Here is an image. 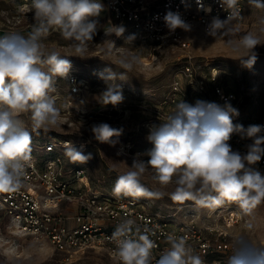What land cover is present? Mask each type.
I'll return each mask as SVG.
<instances>
[{"label":"clouds","instance_id":"1","mask_svg":"<svg viewBox=\"0 0 264 264\" xmlns=\"http://www.w3.org/2000/svg\"><path fill=\"white\" fill-rule=\"evenodd\" d=\"M198 10L204 8L196 0ZM228 15L221 20L214 17L207 34L215 39H224L226 46L237 53L236 59L251 68L256 62L255 49L262 45L259 36L251 31L241 35L239 23V0H219ZM249 5L264 10V0H248ZM33 19L31 32L27 35L13 33L0 37V192H14L22 186L25 169L32 162V133L18 119L21 113H31L32 132L45 133L58 127L60 108L56 106L55 77L67 79L71 62L57 51L45 53L43 39L50 29H57L65 40L73 42L77 56L83 58L88 42L98 32V17L104 10L101 0H31ZM264 25V17L260 19ZM167 29L190 31L191 25L178 12L168 11L164 16ZM125 29L115 26L105 31L106 36L120 37ZM264 32V27L260 29ZM114 41L108 46L111 53ZM138 62L136 57L121 58L118 66L132 70ZM38 65H47L48 71ZM215 71V70H213ZM107 87L101 94L104 105L116 106L124 96L119 84H108L117 74L111 68L101 73ZM67 107L68 105H64ZM237 109L230 103L220 106L198 100L195 106L180 102L164 123L152 126L147 140L152 147L148 159L134 158L129 170L119 174L113 187V195L123 197L160 198L163 193L151 191L141 182L149 169L152 179L161 186L175 184L170 193L173 202L193 201L197 207L216 209L225 202L236 203L245 215L264 202V175L251 166L264 157V125L244 128L234 124ZM93 137L99 143L114 144L122 129L108 123L91 127ZM234 134L252 139L248 151H234L229 141ZM65 155L73 163H85V155L70 142H64ZM252 224L248 225L251 229ZM148 228H141L135 219L125 218L112 234L115 242L113 256L120 264H151V250L156 246ZM170 247L161 255L157 264H204L202 258L187 244V238L169 234ZM227 264H264V245L251 242L243 234L234 241L232 255Z\"/></svg>","mask_w":264,"mask_h":264},{"label":"rangeland","instance_id":"2","mask_svg":"<svg viewBox=\"0 0 264 264\" xmlns=\"http://www.w3.org/2000/svg\"><path fill=\"white\" fill-rule=\"evenodd\" d=\"M29 8L30 6L18 8L12 2L0 0V30L5 31L6 35L18 33L27 36L35 23L33 10ZM111 17L104 6L97 18L98 32L88 42L83 58L75 53L73 42L65 40L55 28L50 29L48 36L43 39L45 53L59 52L70 60L72 67L67 79L54 78L55 92L51 95L56 98V106L61 112L58 127L47 133L40 131L37 134L32 132L30 112L21 113L18 117L32 133L31 144L41 155L50 156L43 149L44 143L69 140L77 150L85 155L90 154V159L85 163H73L63 149L61 153L68 166L85 168L94 187L113 192L118 175L129 170L134 158L145 161L148 159L147 152L152 147L147 140L150 128L165 122L162 112L156 106L165 99L172 76L184 64L187 53L202 63L204 70L215 66L221 82L238 95L241 111L246 119L254 121L264 116V32L260 31L264 25L259 22L264 17L262 10L250 7L244 20L238 22L241 35L251 31L261 40L262 45L255 49L256 62L251 68L243 66L235 58L237 53L226 46L224 39L214 40L202 28L191 29L187 33L191 47L185 52L172 47L153 50L149 46L129 42L130 37L126 33L120 37L114 34L106 36L108 28H104L112 21ZM111 41H114L115 47L109 53ZM131 57L138 59L132 70L118 66L121 58ZM38 66L48 71L47 65ZM106 68H111L117 74L115 80L107 83L119 84L123 92L124 100L116 106L101 102L100 96L107 87L101 73ZM72 76H78L82 91H72ZM101 122L122 129L119 137H113L114 144H102L94 139L91 127ZM153 174V170L149 169L141 182L149 190L160 191L163 195L160 198L134 199L143 202L149 210L159 212L175 222H194L201 227L214 224L212 209L197 207L190 200L184 203L173 202L170 193L174 191L175 184L161 186L152 179ZM229 204L242 213L236 203ZM249 224L253 225L251 229L248 228ZM8 225V218L0 213V264H120L101 248H88L72 254L60 253L48 242L14 234ZM221 226L225 237L216 235V239L219 237L220 240L234 243L236 237L243 234L251 242L264 245V202L250 216L242 213L239 223L230 227L221 223ZM230 255L232 252L218 254L213 264H227Z\"/></svg>","mask_w":264,"mask_h":264},{"label":"built area","instance_id":"3","mask_svg":"<svg viewBox=\"0 0 264 264\" xmlns=\"http://www.w3.org/2000/svg\"><path fill=\"white\" fill-rule=\"evenodd\" d=\"M1 1L12 2L18 8L31 7V0ZM101 2L111 13L113 25L123 26V33L130 37L129 42L146 45L153 50L172 47L185 52L191 47L187 35L189 31L178 28L171 32L165 26L164 16L168 11L178 12L191 25V29L202 28L205 33L214 17L224 20L228 15L219 0H201L204 8H211L210 13L198 10L196 0ZM238 7L240 19L234 22H242L252 6L248 0H239ZM71 83L74 93L82 91L78 76H72ZM198 100L220 106L230 103L239 112L238 116L233 117V123L244 128L264 125V116L254 121L244 117L238 95L221 82L215 66L204 70L202 63L187 53L184 64L172 76L165 99L156 109L162 112L166 121L178 103L183 101L195 106ZM66 141L70 142L59 140L44 143V151L50 154L47 157L31 144L32 162L25 169L22 186L14 192H0V213L8 218V227L14 234L48 242L53 249L63 254L101 248L119 262L113 256L116 245L112 234L123 219L132 218L141 231L146 227L155 233L150 235L156 245L151 250V264H157L170 247L167 241L169 234L186 237L187 244L202 258L204 264H210L211 255L233 251L234 243L214 236L225 237L221 223L227 227L239 223L242 213L237 207L225 202L221 207L212 209L214 224L206 227L194 222H175L159 212L149 210L137 199L117 198L113 192L94 187L85 168L68 166L61 153ZM229 143L234 151L245 154L253 140L242 139L240 135L234 134ZM251 167L264 175V157Z\"/></svg>","mask_w":264,"mask_h":264},{"label":"trees","instance_id":"4","mask_svg":"<svg viewBox=\"0 0 264 264\" xmlns=\"http://www.w3.org/2000/svg\"><path fill=\"white\" fill-rule=\"evenodd\" d=\"M112 25H113V21H110L109 24L107 25V27H105L104 29H106V28H110V27H112ZM5 33H6L5 31L0 30V37L5 36V35H6ZM75 166H76V165H75ZM217 255H218V254H215V255H211V256H209V262H210V264H213V262L216 261V257H217Z\"/></svg>","mask_w":264,"mask_h":264},{"label":"bare ground","instance_id":"5","mask_svg":"<svg viewBox=\"0 0 264 264\" xmlns=\"http://www.w3.org/2000/svg\"><path fill=\"white\" fill-rule=\"evenodd\" d=\"M138 156H140V157H141L142 155H138Z\"/></svg>","mask_w":264,"mask_h":264},{"label":"flooded vegetation","instance_id":"6","mask_svg":"<svg viewBox=\"0 0 264 264\" xmlns=\"http://www.w3.org/2000/svg\"><path fill=\"white\" fill-rule=\"evenodd\" d=\"M30 8H31V7H30ZM30 8H29V9H30ZM29 11H30V10H29Z\"/></svg>","mask_w":264,"mask_h":264}]
</instances>
